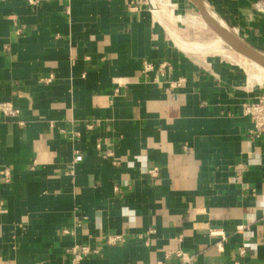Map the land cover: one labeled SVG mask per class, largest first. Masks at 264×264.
<instances>
[{"label": "crops", "instance_id": "crops-1", "mask_svg": "<svg viewBox=\"0 0 264 264\" xmlns=\"http://www.w3.org/2000/svg\"><path fill=\"white\" fill-rule=\"evenodd\" d=\"M37 1L0 0V102L21 111L0 113V264H72L75 244L101 248L80 264H188L179 251L231 263L240 249L264 262V145L241 108L263 88L181 51L149 0L137 12L135 0ZM201 1L264 50V0ZM144 61L168 63L160 84ZM211 231L227 236L220 248ZM107 234L127 241L106 246Z\"/></svg>", "mask_w": 264, "mask_h": 264}, {"label": "built area", "instance_id": "built-area-1", "mask_svg": "<svg viewBox=\"0 0 264 264\" xmlns=\"http://www.w3.org/2000/svg\"><path fill=\"white\" fill-rule=\"evenodd\" d=\"M31 4H36L37 0H28ZM147 5V0H135L130 3L129 10L131 12L140 11L142 7ZM168 63H155L153 61H144L141 67V73L145 78L151 80L154 83L160 84L161 79L165 77L168 69ZM48 81H51L50 79ZM185 82L184 79L178 80V82H170V88H179ZM118 92V90H117ZM244 116L248 117L251 120L252 127L248 130V137L254 141L259 142L264 145V88L262 91L253 99H250L244 102L241 105ZM0 113L8 119H17L20 116V108L11 101H1L0 102ZM19 125L21 127L25 126L24 122H20ZM86 128L90 131L94 130L95 124H87ZM61 132L66 136L68 141L73 142L76 140L80 133L77 130H61ZM100 147V144L97 146ZM84 160V156L80 152H76L75 157L73 159V163L70 166V174L74 173V168L77 164L81 163ZM235 171L237 174V180L241 181L244 172L246 171V166L243 164H239L235 167ZM148 176L151 180H155L160 175V168L154 166L147 171ZM116 191H120L116 188ZM81 221H77L76 225L79 226ZM155 233V230H150L145 236H141L140 238L151 236ZM62 234L64 236L75 237V231L73 228L63 229ZM211 236H221V243L218 244L219 248L223 241L227 239V236L224 233L211 231ZM149 240V239H148ZM147 240V243H148ZM103 243L106 246H118L122 245L127 241V236L123 234H107L103 237ZM101 253V248H93L87 244H75L73 247L67 250V254L70 255L72 264H80L86 258L92 256H99ZM177 257L184 263L188 264H199L194 261L193 256L186 252H176ZM246 252L243 249H240L237 257L231 263H213V264H251L245 261ZM254 264H264V262L254 263Z\"/></svg>", "mask_w": 264, "mask_h": 264}, {"label": "bare ground", "instance_id": "bare-ground-1", "mask_svg": "<svg viewBox=\"0 0 264 264\" xmlns=\"http://www.w3.org/2000/svg\"><path fill=\"white\" fill-rule=\"evenodd\" d=\"M187 1L193 3V0H174L170 7L168 0H158L159 5H157L154 0H149L148 4L150 10L153 12L155 21L162 24L167 29L170 38L185 54L195 56L206 53L237 54V59L232 58V60L230 58L231 60L229 61L240 66L246 73L243 86L248 90H253L256 86L264 87V53L246 44L234 30L229 28L226 22L217 15L206 1L200 0L205 15H207L212 24L221 31L222 35L215 32L213 28L203 20L198 9L199 13H196L194 10H188L186 13H183L182 7L187 4ZM183 25H187L192 29L203 30L209 28L217 36L216 40L212 42V45L210 43V45L188 43L181 39L178 34V30L182 28ZM228 57L231 56L229 55Z\"/></svg>", "mask_w": 264, "mask_h": 264}, {"label": "rangeland", "instance_id": "rangeland-1", "mask_svg": "<svg viewBox=\"0 0 264 264\" xmlns=\"http://www.w3.org/2000/svg\"><path fill=\"white\" fill-rule=\"evenodd\" d=\"M173 1L174 0H168L170 7H171V3ZM154 2L157 5H159L158 0H154ZM187 3H189V2L187 1ZM188 9L192 10L191 8H188ZM193 10L196 13H199L197 9H193ZM178 32H175V33H178L180 35V38L183 39L184 41L188 42V43H200V44H206V45L211 44L212 45V42H214L216 40V37H217L209 28L203 29V30L202 29H195V28L192 29L187 25H183V27L180 28L178 30ZM262 53H264V50L262 51ZM215 54L206 53V54L197 55V56H199L198 57L199 60H202V62H204L208 68H211L212 66H215L216 64H218L220 66L221 65L227 66V67L235 70L242 77H246V73L244 72L243 69H241L240 66L229 61L232 58L237 59V57H238L237 54H234V53H225V54L224 53H220V54L215 53ZM229 55L231 57H228ZM256 87H258V86H256ZM260 88H264V87H259L258 89H260Z\"/></svg>", "mask_w": 264, "mask_h": 264}, {"label": "water", "instance_id": "water-1", "mask_svg": "<svg viewBox=\"0 0 264 264\" xmlns=\"http://www.w3.org/2000/svg\"><path fill=\"white\" fill-rule=\"evenodd\" d=\"M193 2L196 5V7L198 8V10H199V12H200L203 20L206 21L208 23V25L210 27H212L215 32H217L218 34L222 35L221 31L214 24H212V22L210 21V19H208V16L205 15V12H204V10L202 8V5L200 3L201 1L200 0H193Z\"/></svg>", "mask_w": 264, "mask_h": 264}]
</instances>
